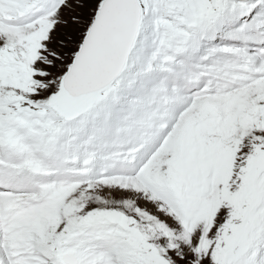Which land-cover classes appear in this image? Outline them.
Returning a JSON list of instances; mask_svg holds the SVG:
<instances>
[{"label":"snow or ice","instance_id":"1","mask_svg":"<svg viewBox=\"0 0 264 264\" xmlns=\"http://www.w3.org/2000/svg\"><path fill=\"white\" fill-rule=\"evenodd\" d=\"M0 264H264V0H0Z\"/></svg>","mask_w":264,"mask_h":264}]
</instances>
